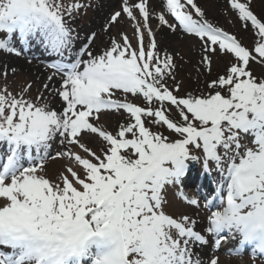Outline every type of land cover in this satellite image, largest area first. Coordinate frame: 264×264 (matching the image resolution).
Returning a JSON list of instances; mask_svg holds the SVG:
<instances>
[{
	"label": "snow or ice",
	"instance_id": "1",
	"mask_svg": "<svg viewBox=\"0 0 264 264\" xmlns=\"http://www.w3.org/2000/svg\"><path fill=\"white\" fill-rule=\"evenodd\" d=\"M228 3L254 47L210 23L195 0H160L159 10L121 0L103 28L107 47L94 55V33L74 51L71 23L100 0H0V51L21 56L36 45L57 58L46 82L19 91L7 84L15 68L0 73V264H204L195 249L206 236L190 216L168 214L165 196L179 186L180 199L201 207L183 193L201 162L219 173L203 204L214 247L227 233L238 240L232 255L250 246L264 261V73L251 67L264 65V18L253 0ZM153 19L202 42L201 74H211L213 56L228 57L224 74L180 95L175 56L159 47ZM125 20L135 45L125 30L112 35ZM114 116L125 122L113 133ZM48 161L61 162L55 176Z\"/></svg>",
	"mask_w": 264,
	"mask_h": 264
},
{
	"label": "rangeland",
	"instance_id": "2",
	"mask_svg": "<svg viewBox=\"0 0 264 264\" xmlns=\"http://www.w3.org/2000/svg\"><path fill=\"white\" fill-rule=\"evenodd\" d=\"M160 1V0H158ZM206 5H203L199 0L195 2L205 10L207 18L210 23H213L215 26L221 27L230 34L236 35L237 38L241 41L243 46L248 48L254 47L256 37L254 32L250 29H245L242 27L241 22L238 21L235 14L229 7L228 0H207ZM121 0H115L113 3L110 0H100L101 6L96 8H90L86 13L81 14L72 21L71 27L75 29V33L78 34V39L75 41L74 51L79 50L82 46L87 44L88 38L94 33L96 38L93 43L89 46L91 51H94L93 54H100L105 47H107L108 37L104 33L103 28L107 22L109 14L118 10ZM153 2V0H151ZM154 7V6H153ZM252 10L258 17L264 18V0H253ZM153 30L156 32V39L159 42V47L168 52L169 54H174L175 62L177 65L176 69V80L181 83V92L180 95H184L187 92H193L197 94L198 91H203L205 88V82L215 79L218 75L224 74L226 67L229 64L228 57L224 56H213L212 72L211 74L204 72L201 74L202 65L200 63V58L204 54L201 48V43L198 38L189 36L188 42L185 45L179 43L184 41L181 40L178 35L182 31L177 33H171L167 28L166 37L168 35L175 36L174 41L167 40L166 37L162 34L163 28L159 26L157 20L153 19L151 21ZM125 30L129 35V38L132 40L133 45L136 41L133 36V29L129 23L125 20L118 28L112 29V35H116L118 31ZM168 30V31H167ZM179 40V41H177ZM147 43V40L145 41ZM29 50L34 51L36 54L30 55ZM20 56L23 61L24 66L30 65L34 68H28L24 66H15L11 63V60L19 57L14 54H9L3 51H0V73H2L6 68L12 69L15 68L16 72L13 74L9 71V76L7 79V84L11 88H14L16 91H19L20 87L25 82H35L40 84L46 82V78L49 75H52L53 69L48 67V64L54 62L57 58L51 56L49 53L45 52L41 47L33 45L30 49ZM29 54V57L28 55ZM32 57V58H31ZM26 62V63H25ZM32 63V64H31ZM38 69H36V68ZM252 71L255 75L259 76L261 73H264V65H257L253 63L251 65ZM35 69L38 71L40 76L35 74ZM58 85L59 86V78ZM172 81H169V84H172ZM5 80L0 76V87H3ZM35 89L32 92V96L35 97ZM58 107V105H53ZM125 120L121 116L112 117L106 127L108 130L113 131L117 130L119 123H124ZM167 134V133H165ZM90 147L93 149H98L99 143L93 142L90 144ZM59 150V144L53 143L52 153L54 154ZM7 151V145L0 144V153ZM195 155H201L199 152H194ZM48 174L50 177L55 176L56 173L61 168V162L59 161H48L47 162ZM212 168L211 173H205L203 171L202 162L201 163H192L191 165V176L184 181L183 184V193L190 199H196L200 201L201 207L197 208L195 206L189 205L180 199L177 196V193L180 191L179 186H168L165 191L166 200L168 204L166 206V211L168 214L178 217L181 215H188L192 219L197 221V224H200V227L195 225V230L201 232L205 235L208 244L206 246H198V249H195L199 253L200 259L207 264V259L211 255H217L219 257L220 264H264V261L260 259L253 260L252 256H246V252H242L241 255H232L235 249L239 246L238 240L233 239L231 236H228L227 233L222 234V236L227 237L221 241V246L217 249L214 247V241L217 237H214L208 234L205 230L208 226L207 216L209 214V209L203 207V204L206 200H212L215 196V189L217 187V181L219 180V173L215 171L214 165H210ZM211 183H210V182ZM210 193V194H208ZM218 203V201H216ZM215 210V209H213ZM229 245V248L224 251L225 247ZM198 250V251H197ZM210 250V251H209Z\"/></svg>",
	"mask_w": 264,
	"mask_h": 264
},
{
	"label": "bare ground",
	"instance_id": "3",
	"mask_svg": "<svg viewBox=\"0 0 264 264\" xmlns=\"http://www.w3.org/2000/svg\"><path fill=\"white\" fill-rule=\"evenodd\" d=\"M113 1H115V0H110V2L111 3H113ZM199 2H201L203 5H206V2H208L207 0H199ZM159 3H160V1H158V0H153V2H152V4H153V6L155 7V8H157V10H159L158 9V5H159ZM166 29H164L163 28V30H162V34L166 37V35H167V33H166V31H165ZM168 31V30H167ZM179 37H181L180 39L181 40H184V41H182V42H180L179 40H177V41H179V43L181 44V45H185L187 42H188V37H189V35H187V34H184L183 32H181L179 35H178ZM166 39L168 40H171V41H174V39H176L175 38V36H170V35H168L167 37H166ZM168 40V41H169ZM31 50H29V52H30ZM31 52H33V53H30V55H37V56H39L37 53H35L34 51H31ZM94 52V51H93ZM28 55V57H29V54H27ZM32 58V57H31ZM22 59H25V58H20V56L19 57H16V58H14V59H12L11 60V63L13 64V65H15V66H24L23 64H22V62L21 61H23ZM26 60V59H25ZM24 62V61H23ZM26 63V62H25ZM32 64V63H31ZM24 67H26V69H28V68H34L33 66H30V65H26V66H24ZM36 68V67H35ZM36 69H38V68H36ZM35 69V74H37L38 76H40V74L38 73V71ZM53 85L55 86V85H58V80L56 79L54 82H53ZM208 194H210V193H208ZM196 225L198 226V227H200V224H197L196 223ZM229 248V245L227 246V247H225V249H224V251H226L227 249ZM196 249H198V248H196ZM245 252H246V256L248 255V256H252V252H251V248L250 249H248V247L246 246L245 247ZM198 251V250H197ZM210 251V250H209ZM235 263V261H233L232 262V264H234Z\"/></svg>",
	"mask_w": 264,
	"mask_h": 264
}]
</instances>
